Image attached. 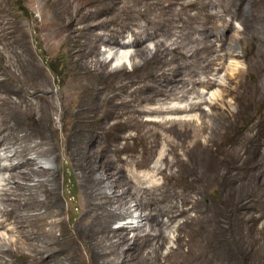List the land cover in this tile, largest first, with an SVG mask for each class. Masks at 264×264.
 I'll list each match as a JSON object with an SVG mask.
<instances>
[{
  "label": "rangeland",
  "instance_id": "1",
  "mask_svg": "<svg viewBox=\"0 0 264 264\" xmlns=\"http://www.w3.org/2000/svg\"><path fill=\"white\" fill-rule=\"evenodd\" d=\"M5 3L20 31L0 41L11 65L0 80L45 101L33 100L25 131L0 146V166L26 149L42 171L26 182L34 203L20 215L42 226L38 248L60 250L49 264H264V0H180L144 17L131 4L132 19L101 16L91 34L48 5ZM176 59L181 84L144 101ZM160 106L181 110L150 112ZM15 236L6 221L0 248Z\"/></svg>",
  "mask_w": 264,
  "mask_h": 264
},
{
  "label": "bare ground",
  "instance_id": "2",
  "mask_svg": "<svg viewBox=\"0 0 264 264\" xmlns=\"http://www.w3.org/2000/svg\"><path fill=\"white\" fill-rule=\"evenodd\" d=\"M5 1L6 0H0V41H2V42L4 41L5 44H6V42L15 43V41H14L15 40V34L20 31V28L18 26H15V25L11 26L10 23L7 22V20H4L5 19V17H4V5H6ZM32 1H34L36 3H42L44 5H48L52 10L51 12L58 19V21L60 19L66 27L70 26L71 24H73V27H74L75 25H77V23H83L84 25L81 28V30L88 29L89 33L91 34L97 27H99L101 24L104 23V22H98V18H100L101 16L112 14V16L114 15V17L112 18V21L114 22V20H117L118 17H120V15H123L124 11H127L129 14L125 15V16H127L126 18L130 17L132 19V16L134 15L132 10L133 11L136 10V9L131 8L132 5L142 6L144 8L145 11H140V10L134 11V12H136L135 14L138 15L139 17H144L148 12L146 9L148 8V10H149L150 7H154V8L157 7V9L161 8L160 10H162V13L165 14L164 13L165 10H163V9H165L166 7H162L165 3H167L168 4L167 6H169L172 4V2H177L180 0H32ZM175 4H177V3H175ZM119 6H121V7H119ZM193 6H195V3L188 5V7H190V8ZM91 7H96L97 9H99V11L97 13H95L91 10ZM206 16H208V14H206ZM189 17H190V15H189ZM180 19H181V17L178 16V20H180ZM128 20H129V18H128ZM186 21H187V19H186ZM188 21H189V19H188ZM183 22H184V19H183ZM221 27H222V25H221ZM226 27L227 26H225L224 28L226 30H228L229 27L228 28H226ZM203 30H207V27L204 26ZM11 54H13V53H11ZM172 63H173V61H172ZM182 66H183L182 63L178 62V60H177L175 67H174V70L171 73L164 76L165 77V80H164L165 84L162 87H160V86L157 88L155 86L150 87L149 89H151V90L153 88H155L152 91L153 92L152 96H150V98H148V99H143V100L148 101L150 103V101H155V96L156 97L157 96L168 97L169 94L174 89H176V87H178L179 84H181V81H182L181 78L182 77H180L181 76L180 69ZM10 68H11V65L6 64V59L4 57V54L2 52H0V71L2 72L4 70H8V69L11 70ZM157 79L159 80V78H157ZM162 79H163V77H162ZM14 81H16V80H14ZM159 81H161V80H159ZM12 82H13V80H12ZM182 84H183V82H182ZM186 84H187V82H186ZM206 84H207V82H206ZM22 85L19 86L18 83H11L8 81V78L0 80V146H3L4 150H6L7 148L5 147V145H2L3 143H5L8 140L10 141L12 138L14 139L15 134H17L18 132L25 131L24 126L23 125L21 126L20 123H21V120H23V118L30 117L26 114V112L27 111L28 112L33 111V100H41V99L44 100L43 99L44 95L40 94L38 90L33 89V91H29V90H26L25 88H23L26 85H24L23 87H22ZM207 85L212 86L213 83H209V81H208ZM181 89H182V87H181ZM184 89H185V87H184ZM147 93H149V92H147ZM49 102H51V101H49ZM109 103L111 106L115 105V104H113L114 102L112 99H109ZM51 106H52V104H51ZM52 108H53V106H52ZM153 109H155V108H153ZM178 109L181 110V108H177V107H162V106H160L159 109L157 108V110H155V111H152V109H151L150 112L151 113H154V112L155 113L156 112H158V113L159 112H163V113L178 112ZM188 109L189 110H192V109L199 110L200 105L192 103V104H189ZM159 114H161V113H159ZM48 118H49V116H48ZM37 122H38V120H37ZM12 123H16V124L18 123L17 124L18 126L15 125L16 127H14V124L12 125ZM165 124L166 123L161 122V123H158L156 126L160 127V128H165ZM168 128L166 130H169L170 131L169 133H172L174 135V137L178 136L180 131H178L177 128H172V127L169 129ZM203 130H204V128L201 129V131H203ZM191 131H193V130H191ZM187 133H188V136L191 134L190 131L189 132L187 131ZM182 135H183V133H182ZM28 140H29L28 135H25L21 139H16V141L19 143H25ZM47 141H48V139L41 140V142H39L35 145H44ZM46 145H49V144L47 143ZM25 154H26V149H22L19 152L16 151L13 156L23 158L24 161L18 162L15 165L8 164L7 166H0V172L5 171V172L9 173L7 178L4 179V182H6V184H4L3 187L0 189V203L2 204V207L0 208V215L5 218V220L3 218V220L0 221V229L4 228L6 221H8V222H10V224L12 226V230L16 231L15 239L6 243L4 245V248L2 247L3 249L0 248V264H49V258L52 257V254L55 255L56 252L60 251V250H56V251L48 250L49 246H52L54 244L53 241L50 243H47L46 248H44V249L38 248V246H37L38 244L35 241L37 240V238L39 236L45 235V232L43 231L42 226L38 225L36 222V219L34 217H32L31 215H27V216L26 215L22 216V214L20 215V212L22 210L24 211V209L25 210H27V209L31 210L33 208L32 206L34 203V197H31L32 195L31 196L30 195H24L22 193L24 190L28 191L31 188H33V187H31V185L29 186L26 182L31 181L33 176L38 177L42 173L41 170L39 171V170L34 168V166H35L34 159L31 157H24ZM40 154L44 155L45 153L41 152ZM172 154L175 155L174 150L172 151ZM8 157L9 156L4 155L5 160H8L9 159ZM175 162L176 161H170V162H167L166 165L167 166H173ZM23 169H24V171H22ZM164 171H165L164 169L159 170L160 173H163ZM21 181L24 183H21ZM23 250H28V252L26 254H24L25 252H23ZM12 258H15L16 261H13Z\"/></svg>",
  "mask_w": 264,
  "mask_h": 264
}]
</instances>
